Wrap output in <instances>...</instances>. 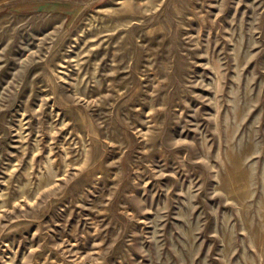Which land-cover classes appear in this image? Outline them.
Returning a JSON list of instances; mask_svg holds the SVG:
<instances>
[{
	"label": "rangeland",
	"instance_id": "374dc122",
	"mask_svg": "<svg viewBox=\"0 0 264 264\" xmlns=\"http://www.w3.org/2000/svg\"><path fill=\"white\" fill-rule=\"evenodd\" d=\"M0 264H264V0H0Z\"/></svg>",
	"mask_w": 264,
	"mask_h": 264
}]
</instances>
